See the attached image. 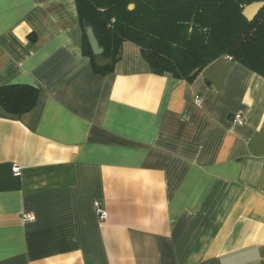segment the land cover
I'll use <instances>...</instances> for the list:
<instances>
[{
    "label": "crops",
    "instance_id": "obj_1",
    "mask_svg": "<svg viewBox=\"0 0 264 264\" xmlns=\"http://www.w3.org/2000/svg\"><path fill=\"white\" fill-rule=\"evenodd\" d=\"M82 38L76 0H0V87L40 89L0 108V264H264V78L159 76L130 42L104 76Z\"/></svg>",
    "mask_w": 264,
    "mask_h": 264
},
{
    "label": "trees",
    "instance_id": "obj_2",
    "mask_svg": "<svg viewBox=\"0 0 264 264\" xmlns=\"http://www.w3.org/2000/svg\"><path fill=\"white\" fill-rule=\"evenodd\" d=\"M264 0H76L82 54L100 75L114 72L125 42L140 48L152 72L192 82L212 62L231 58L264 78V7L253 21L244 9ZM134 5L133 9L130 6ZM109 60L98 66L87 28ZM40 89L0 87V108L23 116L37 105Z\"/></svg>",
    "mask_w": 264,
    "mask_h": 264
},
{
    "label": "water",
    "instance_id": "obj_3",
    "mask_svg": "<svg viewBox=\"0 0 264 264\" xmlns=\"http://www.w3.org/2000/svg\"><path fill=\"white\" fill-rule=\"evenodd\" d=\"M263 7H264V2L253 3L244 9L243 15L248 21H253ZM133 8H134V5H131L130 9H133ZM87 36H88L93 54L96 56L97 65L98 66L107 65L109 63V60L105 59L102 56L104 49L100 47L99 42L91 27L87 28Z\"/></svg>",
    "mask_w": 264,
    "mask_h": 264
},
{
    "label": "built area",
    "instance_id": "obj_4",
    "mask_svg": "<svg viewBox=\"0 0 264 264\" xmlns=\"http://www.w3.org/2000/svg\"><path fill=\"white\" fill-rule=\"evenodd\" d=\"M228 61H231V58H227ZM195 103L197 106H202V98L197 96L195 98ZM234 121L238 124H242L244 122V118L243 115L239 114L235 117ZM15 174H19L20 173V168L18 166H15L13 169ZM94 208L97 210L98 214H99V218L101 221H105L107 219V214L104 212V210L102 209L100 203L96 202L94 203ZM35 220V217L32 214H25L23 216V221L24 222H32Z\"/></svg>",
    "mask_w": 264,
    "mask_h": 264
}]
</instances>
